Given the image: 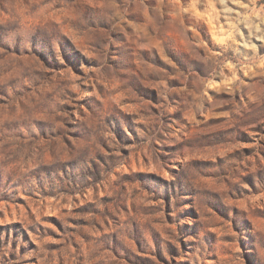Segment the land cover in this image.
Segmentation results:
<instances>
[{"label":"rangeland","instance_id":"obj_1","mask_svg":"<svg viewBox=\"0 0 264 264\" xmlns=\"http://www.w3.org/2000/svg\"><path fill=\"white\" fill-rule=\"evenodd\" d=\"M0 264H264V0H0Z\"/></svg>","mask_w":264,"mask_h":264}]
</instances>
